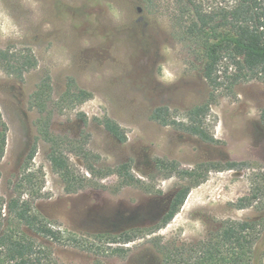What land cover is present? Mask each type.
<instances>
[{
    "label": "rangeland",
    "instance_id": "rangeland-1",
    "mask_svg": "<svg viewBox=\"0 0 264 264\" xmlns=\"http://www.w3.org/2000/svg\"><path fill=\"white\" fill-rule=\"evenodd\" d=\"M202 1L215 6L226 0ZM177 18L176 0H0V48H28L38 62L23 81L0 71V112L8 128L0 161V201L13 196L22 176L39 117L29 98L46 75L55 102L69 80L92 94L84 103H64L55 109L53 133L71 139L86 134L87 149L100 157L97 168L128 163L141 182L140 188H120L118 178L108 175L97 181V188L66 194L47 159L48 145L39 141L28 165L32 182L22 196L62 236L55 241L30 234L34 256L42 264H160L163 248L193 264L190 249L221 222L249 220L264 212V201L235 207L250 194L256 175L264 174L261 82L240 83L232 92L215 91L205 123L216 143H204L150 117L154 109L164 107L169 122H182L188 109L210 99L198 56L174 37ZM79 114L86 117V124ZM104 116L124 129L125 143H118L98 123ZM156 159L176 162L180 169L201 163L222 168L211 170L193 187L180 211L159 230L152 228L166 212L172 193L188 181L158 170ZM70 161L85 173L79 157L71 155ZM228 164L243 167L228 170ZM261 231L256 249L264 264ZM124 233L133 240L102 243ZM67 234L92 242L101 253L76 247ZM117 247L126 250L125 257L111 254L109 248Z\"/></svg>",
    "mask_w": 264,
    "mask_h": 264
},
{
    "label": "trees",
    "instance_id": "trees-1",
    "mask_svg": "<svg viewBox=\"0 0 264 264\" xmlns=\"http://www.w3.org/2000/svg\"><path fill=\"white\" fill-rule=\"evenodd\" d=\"M177 22L174 37L198 56L202 78L210 88V99L202 105H196L185 113L182 122H169V110L158 107L153 110L151 119L163 126H173L177 130L194 136L204 143H216L205 120L214 101V93L220 88L233 91L240 83L257 80L264 85V0H226L215 6H205L202 0H176ZM37 59L28 48H15L11 45L0 48V71L16 80L23 81L26 74L36 69ZM232 70L233 72H229ZM222 73L221 76L218 73ZM222 80V81H221ZM92 94L78 89L74 81L69 80L57 102L53 98L51 78L46 75L29 98V106L38 114L35 122L36 136L26 156L22 176L13 187V196L0 201V263L42 264L35 255L33 236L60 241L61 234L53 230L47 221L33 211L31 203L24 200L22 193L31 185L28 165L33 160L37 144L42 141L48 145L47 159L53 172L59 177L66 194H76L88 188L99 187L97 181L108 175H115L119 187H141V182L132 175L128 163L113 169H100L95 165L100 157L87 149L88 137L82 134L71 139L56 135L52 131V118L55 109L64 103L81 104L89 100ZM86 124V117L79 114ZM167 118V119H166ZM260 124L264 128V108L260 110ZM98 123L118 143L126 142L124 129L111 118L104 116ZM7 125L0 112V161L6 145ZM79 157L85 173H81L70 161V156ZM155 165L169 175L176 174L188 184L178 187L171 195L166 212L153 230L165 227L180 211L193 187L198 186L211 170L222 169L214 163H201L193 169H180L176 162L156 159ZM228 164L225 169L241 168ZM264 174L256 175L250 194L240 198L236 208L245 209L256 203L263 205ZM3 207L5 211L3 212ZM264 210V206H261ZM264 230V212L244 221H224L209 237L196 246H192L193 264H262L261 253L256 243ZM68 240L76 247L99 255V248L92 242L83 240L74 234H67ZM134 237L128 233L118 238H106L105 244H127ZM112 255L125 257L122 247L109 248ZM160 264H190L180 254L161 250Z\"/></svg>",
    "mask_w": 264,
    "mask_h": 264
}]
</instances>
